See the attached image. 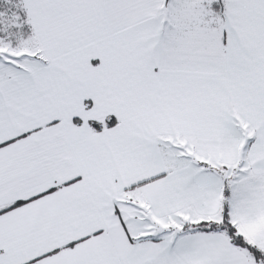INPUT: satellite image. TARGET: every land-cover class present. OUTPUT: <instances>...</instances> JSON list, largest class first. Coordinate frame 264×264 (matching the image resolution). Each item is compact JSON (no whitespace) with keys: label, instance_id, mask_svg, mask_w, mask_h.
Segmentation results:
<instances>
[{"label":"snow or ice","instance_id":"1","mask_svg":"<svg viewBox=\"0 0 264 264\" xmlns=\"http://www.w3.org/2000/svg\"><path fill=\"white\" fill-rule=\"evenodd\" d=\"M0 264H264V0H0Z\"/></svg>","mask_w":264,"mask_h":264}]
</instances>
